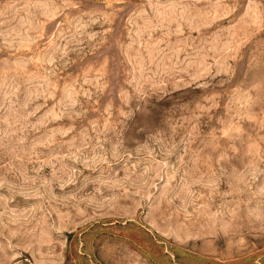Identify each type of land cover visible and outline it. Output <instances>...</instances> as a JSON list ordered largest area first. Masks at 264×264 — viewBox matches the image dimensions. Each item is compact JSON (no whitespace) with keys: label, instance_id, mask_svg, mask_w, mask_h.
<instances>
[{"label":"rangeland","instance_id":"374dc122","mask_svg":"<svg viewBox=\"0 0 264 264\" xmlns=\"http://www.w3.org/2000/svg\"><path fill=\"white\" fill-rule=\"evenodd\" d=\"M0 264H264V0H0Z\"/></svg>","mask_w":264,"mask_h":264}]
</instances>
